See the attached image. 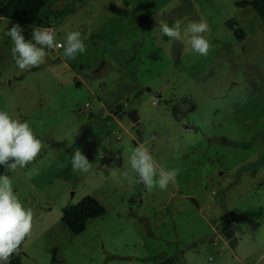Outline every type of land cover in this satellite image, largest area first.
Listing matches in <instances>:
<instances>
[{
  "label": "rangeland",
  "instance_id": "rangeland-1",
  "mask_svg": "<svg viewBox=\"0 0 264 264\" xmlns=\"http://www.w3.org/2000/svg\"><path fill=\"white\" fill-rule=\"evenodd\" d=\"M242 1L48 0L33 25L0 17V110L44 143L33 163L5 174L35 214L23 264H264V20ZM161 20L180 21L182 38L163 35ZM201 20L206 56L183 39ZM13 23L28 40L31 26L53 28L57 43L80 31L86 52L72 60L46 49L43 65L21 71L4 35ZM135 109L140 127L128 117ZM140 143L160 167L180 169L167 190L122 177ZM77 148L88 173L71 166ZM88 196L106 214L75 235L63 209ZM232 212L235 250L223 233Z\"/></svg>",
  "mask_w": 264,
  "mask_h": 264
},
{
  "label": "clouds",
  "instance_id": "clouds-1",
  "mask_svg": "<svg viewBox=\"0 0 264 264\" xmlns=\"http://www.w3.org/2000/svg\"><path fill=\"white\" fill-rule=\"evenodd\" d=\"M160 31L172 40L182 38L181 22L174 25L161 20ZM32 36L25 38L24 29L19 23H13L7 28L4 35L12 41L11 55L21 71L38 68L45 63L46 49L63 48V56L67 59H76L78 54L86 52L84 40L80 31H70L62 44L56 42V32L51 28L31 26ZM209 31L206 21L191 22L183 30V39L190 45L196 54L206 56L212 44L205 38L204 33ZM44 147L42 140L38 139L28 121L12 118L7 111L0 110V166L9 171L17 168H26L33 163ZM130 170L121 175L129 183L142 182L146 189L151 191L158 187L161 191L167 190L170 183L176 181L180 169L166 170L160 167L153 158L149 148L138 144L130 156ZM71 166L73 170L88 173L92 163L77 148L72 154ZM60 167H63L61 164ZM134 173L138 180L133 179ZM38 174V169H31L29 177ZM114 179H119L115 172ZM34 211L26 208L18 194L14 192L12 179L8 175H0V264H10L13 254H18L22 243L31 235L34 224Z\"/></svg>",
  "mask_w": 264,
  "mask_h": 264
},
{
  "label": "trees",
  "instance_id": "trees-1",
  "mask_svg": "<svg viewBox=\"0 0 264 264\" xmlns=\"http://www.w3.org/2000/svg\"><path fill=\"white\" fill-rule=\"evenodd\" d=\"M47 3L48 0H0V17L33 25L40 19L42 10ZM239 6L243 8L251 6L264 20V0H244L239 3ZM227 25L229 29L235 31V35L239 40L244 39L245 32L242 28L236 29L238 23L235 20L229 21ZM24 35L27 38L26 34ZM72 67L77 72H82L86 69L83 64H73ZM1 76L2 72L0 71V78ZM37 138L40 139L39 137ZM60 145L58 144V146ZM7 170L5 166H0V175H5ZM105 214L106 208L103 204L96 198L88 196L77 205L66 206L63 209L62 221L73 234L78 235L86 230L89 221L103 217ZM24 243L25 241L22 243L20 250H22ZM20 250L18 254L12 255L10 264H23ZM161 264H176V258L170 256L163 260Z\"/></svg>",
  "mask_w": 264,
  "mask_h": 264
},
{
  "label": "water",
  "instance_id": "water-1",
  "mask_svg": "<svg viewBox=\"0 0 264 264\" xmlns=\"http://www.w3.org/2000/svg\"><path fill=\"white\" fill-rule=\"evenodd\" d=\"M128 117L132 123H134L137 127H140V117L136 109L129 112ZM234 217H235V213L232 212L230 215V219L227 220L223 228V233L228 240L229 247L232 250H235L237 248L239 242L238 236L236 234L237 230L234 227V221H233Z\"/></svg>",
  "mask_w": 264,
  "mask_h": 264
},
{
  "label": "built area",
  "instance_id": "built-area-1",
  "mask_svg": "<svg viewBox=\"0 0 264 264\" xmlns=\"http://www.w3.org/2000/svg\"><path fill=\"white\" fill-rule=\"evenodd\" d=\"M47 28H50V27H47ZM51 29H53V28H51ZM58 44H62L61 42H58ZM59 48V47H58Z\"/></svg>",
  "mask_w": 264,
  "mask_h": 264
}]
</instances>
